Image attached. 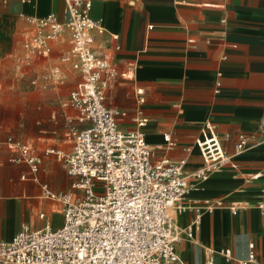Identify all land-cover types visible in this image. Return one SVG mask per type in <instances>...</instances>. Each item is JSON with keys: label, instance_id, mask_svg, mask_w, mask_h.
<instances>
[{"label": "crops", "instance_id": "crops-1", "mask_svg": "<svg viewBox=\"0 0 264 264\" xmlns=\"http://www.w3.org/2000/svg\"><path fill=\"white\" fill-rule=\"evenodd\" d=\"M64 9V0L0 2V88L7 79L19 81L20 74L31 71L48 83L56 78L50 70L62 67L57 60L80 78L75 87L82 80L72 63L63 60L71 50L68 33L49 55L23 58L24 33L31 28L26 17L55 13L64 20ZM90 14L106 29L96 34V52L117 71L107 85L106 103L129 113L121 122L124 129L136 128L131 118L143 111L156 160L186 158L190 174L203 164L197 140L209 130L207 125L230 154L241 132L264 131V0H96ZM31 88L16 94L9 105L26 118L14 123L12 134L0 130V242L11 241L24 225L42 229L63 224V204L49 191L81 194L64 162L46 153L73 148L68 129L71 120L77 123L78 112L65 103L74 88L66 98ZM166 134L177 143L172 149L166 146ZM20 143L38 157L37 172L15 161ZM233 165L205 181L189 178L195 185L187 197L190 205L209 201L222 206L202 210L199 218L193 208L173 210L181 230L197 221L194 237L181 233L177 243L189 264H204L207 247L246 258L250 242L264 260V144L250 145L234 157ZM215 264L228 262L217 254Z\"/></svg>", "mask_w": 264, "mask_h": 264}, {"label": "built area", "instance_id": "built-area-1", "mask_svg": "<svg viewBox=\"0 0 264 264\" xmlns=\"http://www.w3.org/2000/svg\"><path fill=\"white\" fill-rule=\"evenodd\" d=\"M64 1V20L55 13L26 17L31 28L24 33L23 58L29 61L49 55L55 42L66 33L70 36L71 50L63 60L82 74L65 103L78 112L77 123L71 120L68 129L74 144L69 152L49 148L46 153L64 162L74 179L73 188L81 194L49 191L51 198L63 204V224L42 229L24 225L11 241L0 242V264H189L177 251L182 230L173 210L193 208L199 218L202 210L212 212L222 206V202L209 201L190 205L187 197L195 185L189 178L205 181L234 166V157L244 154L250 145L264 144V131L241 132L230 154L215 129L207 125L209 130L197 140L203 164L190 174L186 158L156 160L146 139L144 127L149 118L143 111L131 118L136 128L124 129L121 122L129 113L106 103L107 85L117 71L96 52V34L106 32L90 14L96 0ZM112 37L119 39L116 34ZM164 138L167 148L177 145L170 134ZM18 149L20 156L15 161H24L37 172L40 161L32 148L20 143ZM196 227L197 221L187 227L190 238ZM205 250L204 264H215L217 254L228 264H264L255 242L249 243V253L242 259L234 257L230 249Z\"/></svg>", "mask_w": 264, "mask_h": 264}, {"label": "rangeland", "instance_id": "rangeland-1", "mask_svg": "<svg viewBox=\"0 0 264 264\" xmlns=\"http://www.w3.org/2000/svg\"><path fill=\"white\" fill-rule=\"evenodd\" d=\"M56 63H59L62 67L55 66L50 70L53 77V80L44 83L41 79H38L40 76L37 72L31 71L28 74H20L21 80L13 81L11 78L7 79L3 86L0 88L1 103H0V130L4 134L13 133L14 123H18L26 118L24 115H15L14 112L9 109L10 103H12L13 97L21 92L27 91L29 87L35 92H54L62 95L66 98L70 91L75 87L76 83L80 78H75L72 75V70L70 67H67L62 61L57 60ZM67 75V76H66ZM61 78H64L61 80ZM33 84V82H35Z\"/></svg>", "mask_w": 264, "mask_h": 264}, {"label": "bare ground", "instance_id": "bare-ground-1", "mask_svg": "<svg viewBox=\"0 0 264 264\" xmlns=\"http://www.w3.org/2000/svg\"><path fill=\"white\" fill-rule=\"evenodd\" d=\"M186 233L187 237H189V235L187 234L186 232V229L182 227V237H183V234Z\"/></svg>", "mask_w": 264, "mask_h": 264}]
</instances>
